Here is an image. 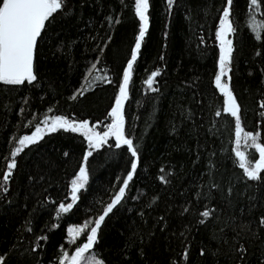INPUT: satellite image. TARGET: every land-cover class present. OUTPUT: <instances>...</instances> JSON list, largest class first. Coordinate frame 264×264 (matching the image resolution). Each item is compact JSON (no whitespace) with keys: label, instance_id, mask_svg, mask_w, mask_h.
I'll use <instances>...</instances> for the list:
<instances>
[{"label":"trees","instance_id":"trees-1","mask_svg":"<svg viewBox=\"0 0 264 264\" xmlns=\"http://www.w3.org/2000/svg\"><path fill=\"white\" fill-rule=\"evenodd\" d=\"M225 2L226 0H177V6L169 15L166 0H150L149 32L134 66L130 100L126 103V128L140 146L141 163L130 184V198L123 208L116 210L115 215L106 220L102 226L100 242L95 246V254L106 261V264H121L126 259L122 250L139 223L137 212L141 208L147 209V205L152 204L154 199L160 207L153 216L164 214L166 206L175 210L173 215L181 206L193 207L191 202L197 199L195 189L203 183L200 179L203 166L194 168L191 163L198 151L205 161L210 153H215L213 159L218 165L217 181L225 189L235 184L236 193L245 192L244 182L237 180L242 175V170L231 152L234 146V121L226 115H214L215 111H222V97L214 91L213 84L218 58L214 32L219 10ZM249 2L250 0H234L232 20L237 33L233 37L236 61L232 85L243 107L242 124L246 131L255 132L264 131V110L259 108V103L264 100V85L261 84L264 75L260 71L264 66V59L255 56L256 51L264 52V31L260 33L262 40L257 41L249 25L264 23V12L251 11ZM73 3L77 11H80L79 5L85 4L81 17L58 18L49 32L53 39L43 42L40 49L38 71L45 90L33 92L22 88L9 92L0 87V181L2 173L7 170L15 138L31 134L35 124L43 119L49 107L53 109L50 115L87 119L96 125L104 121L105 110L114 99L119 74L130 58V50L134 46L135 35L138 34V21L134 20L135 0H124L123 4L120 0H87L86 3L85 0H73ZM110 13L120 17L121 23L110 26L104 20ZM186 16H191V20L186 19ZM200 25L203 26V31ZM200 35L204 37V45L198 43L197 37ZM108 36L112 37L111 42H107ZM64 44L70 47H62ZM56 47H61V52L54 56ZM99 48H104V52L101 53ZM65 52L68 53L66 57L63 56ZM162 55L164 60L159 58ZM93 63H97V69L90 79L106 75L114 82H87L85 77ZM156 70L161 72V76L157 78V86L161 92L151 93L144 81ZM249 72L253 75L249 76ZM189 84L194 85L191 90L187 88ZM82 87L87 89L85 95L76 101L70 100L69 97ZM193 93H196L195 99ZM25 96L31 99V106H25L22 113L20 106ZM40 96L44 97L43 101L39 99ZM178 102H183L185 109L195 112V126L193 121H187V127L181 122L176 111ZM173 124L178 131H173ZM85 149L86 142L82 143V137L78 134L61 132L46 135L41 141L38 154L33 147L31 151L26 149L27 154L22 153V158H17L19 171L15 173V182L11 185V199L15 203L0 212V252L6 251L17 239L18 230L24 232L29 213L33 215V224L27 226H34L38 234L46 223L50 226L57 222L54 220L55 207L64 201L67 184L78 170V163L82 160ZM241 150L246 151L248 160L254 162L258 159V154L253 149H244L242 146ZM64 151H70L71 158H65ZM94 156V159L90 158L89 190L78 202V208L72 214H65L67 218L60 221V226L50 233L45 264L54 258L62 245L70 253L74 251L75 246L66 242L67 227L79 226L85 220H94L101 214L103 206L118 190L120 181L117 177L126 175V167L130 168L127 155L121 158V152L114 148V142L112 148L106 146L100 150V154ZM45 160L53 162L51 168ZM37 164L50 172V184L44 186L47 187V192L41 187L33 191L23 179ZM160 176H165L170 183H161ZM190 188L193 189L191 193L188 192ZM45 195L50 196L57 204L41 207L38 201H42ZM233 199L237 201L235 209L226 208L223 204L217 207L218 200H205L204 204L197 203L193 207V213L205 210L207 205L215 208L222 220L227 219L230 211H235L238 215L239 209L245 204L241 197L234 195ZM185 200H188L187 205ZM176 224L174 219L173 226ZM24 234L28 235L26 232ZM84 239L86 237H82L81 242ZM206 239L207 233L201 229L196 240ZM24 243L27 244L28 241L25 240ZM167 243L161 237L149 249L150 258L157 264H164L170 255L175 256L179 251L176 248L169 252ZM192 257L194 260L197 258L195 248L192 250ZM131 259L135 264H140L135 253H132ZM252 264H256L255 259Z\"/></svg>","mask_w":264,"mask_h":264},{"label":"snow or ice","instance_id":"snow-or-ice-1","mask_svg":"<svg viewBox=\"0 0 264 264\" xmlns=\"http://www.w3.org/2000/svg\"><path fill=\"white\" fill-rule=\"evenodd\" d=\"M87 0H85V3ZM123 4L124 0H120ZM264 0H250L249 9L251 11L264 12ZM177 6V0H166V10L171 15ZM85 4L79 5L80 11L74 6L73 0H0V87L9 92L17 89H27L35 92L44 91L43 79L38 71V56L40 49L46 40H52L49 35L54 23L58 18L78 19ZM234 0H226L218 16L215 26V46L218 48V58L215 62L214 91L222 97V111L214 112L215 117L226 115L234 121V146L231 152L234 153L238 167L242 170V175L237 178L238 182H244L245 192L236 193L235 184L226 189L217 181L216 173L218 165L213 159L215 153L208 155L205 161L202 153H196L195 159L191 161L193 167L203 166L200 179L203 183L195 189L197 199L191 203L193 207L199 203L204 204L205 200H218L217 207L221 204L229 209H235L237 201L234 195L241 197L245 204L239 209L237 215L235 211L228 213L227 219L222 220L220 213L215 208L205 205V210L193 213V207L181 206L178 212L166 206L164 214L153 216L160 205L153 200L152 204L147 205V209L141 208L137 212L139 223L127 239L122 254H126L121 264H135L131 259L135 253L140 264H157L149 256V249L153 247V242L163 237L167 243L169 252L179 249L175 256H169L164 264H252L255 259L256 264H264V131H246L242 124L243 107L239 98L235 94L232 85L234 67L236 61V45L233 37L236 36L237 28L232 20ZM191 20V16L185 17ZM104 20L110 25H118L121 18L108 14ZM134 20L138 21V34L135 35L134 46L130 50V58L122 67L119 74L118 88L114 93V99L105 110L104 121L93 125L87 119L69 118L65 115H50L53 109L49 107L47 114L35 124L31 134L20 135L14 140V147L10 151V158L7 162V170L2 173L0 181V212L14 205L11 199V185L15 182V173L19 171L18 157L26 149L31 151L33 147L39 153L41 141L46 135L66 133L78 134L82 137V143L86 142V149L82 152V160L78 163V170L67 184V192L64 201L55 207V223L45 224L37 233L33 224V215L29 213L26 219L24 232L18 230L17 239L10 247L0 252V264H45L46 245L50 242V233L56 230L59 222L65 220V214H72L78 208V202L82 199L85 192L90 187V164L94 159V154H100V150L106 146L113 147L127 155L126 175L117 177L120 181L118 190L114 192L109 202L103 208L101 214L94 220L85 222L79 226H69L66 229V242L74 245L71 253L65 250L62 245L58 248L57 254L47 264H106L102 258L95 254V246L100 242L102 226L107 219L115 215V211L125 206L130 184L138 173L141 163L140 146L128 134L126 128V103L130 100V84L133 80L134 66L137 64L138 57L142 52V44L150 26V0H135ZM203 31V26H199ZM249 28L255 36V40L261 41V32L264 31V23L250 24ZM167 36V33H165ZM95 39V38H94ZM102 42H103V38ZM198 43L204 45L206 42L203 35L197 37ZM112 37H107V42H111ZM62 47H70L68 44ZM107 47V43H105ZM264 47V45H262ZM101 53L104 48L98 49ZM61 52V47H56L53 55ZM68 53H63L66 57ZM255 56L264 59V52L256 51ZM164 60V56L159 57ZM99 63V58H97ZM97 63H93L88 70L86 81L90 84L95 82L112 84L114 81L108 76H96L93 79L92 73L97 69ZM264 75V66L260 69ZM249 76L253 73L249 72ZM161 76L159 70L152 71L144 81L151 93H160L161 89L157 86V78ZM264 85V80L261 81ZM193 84L187 86L188 90L193 88ZM87 89L80 88L74 92L69 99L78 100L85 95ZM196 93H193L195 99ZM21 112L25 106H31V99L23 97ZM44 100L43 96L39 97ZM259 108L264 110V100L259 103ZM176 111L179 113L181 122L187 127V121H193L195 126V112L185 109L183 102H178ZM175 118V117H174ZM31 122H29V125ZM29 125H25L28 127ZM173 131H178L175 124L172 125ZM102 129V130H100ZM244 149H253L258 154V159L254 162L248 160ZM191 154V152H190ZM65 158H71L70 151H64ZM22 158V157H21ZM49 168L52 166L51 160L44 161ZM164 172V169H161ZM23 179L26 185L33 191L41 187L45 192L48 191L47 184H50V172L41 168L39 164L33 170L25 174ZM163 184L170 181L165 176H160ZM253 189L255 191L253 192ZM192 188L188 189L191 193ZM251 193V194H249ZM256 193H260L257 195ZM183 195V193L181 194ZM138 199V197H131ZM70 201V202H68ZM41 207L48 204L56 205L50 196L45 195L42 201H38ZM153 204L155 205L153 207ZM188 200H185V205ZM27 206V205H25ZM35 212V208L33 209ZM247 217V219H245ZM177 221L173 226V220ZM151 221V223H150ZM201 229L207 233L206 240H196L200 235ZM86 237L81 242V238ZM28 243L25 244L24 241ZM175 246V247H174ZM197 250V258L192 257V250Z\"/></svg>","mask_w":264,"mask_h":264}]
</instances>
